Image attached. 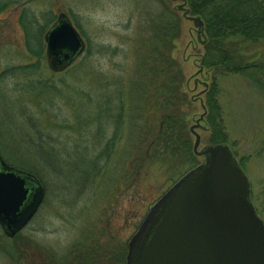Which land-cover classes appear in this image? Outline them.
Segmentation results:
<instances>
[{
    "label": "rangeland",
    "instance_id": "rangeland-1",
    "mask_svg": "<svg viewBox=\"0 0 264 264\" xmlns=\"http://www.w3.org/2000/svg\"><path fill=\"white\" fill-rule=\"evenodd\" d=\"M158 1L0 0V5L5 4L0 10V73L7 67L35 60L23 48V33L18 24L21 9L25 16H34L39 23L49 14L54 19L58 12H64L85 45L87 41L90 44L88 54L82 52L61 71L51 72L42 57L37 72L6 74L0 79V156L7 164L37 161V176L44 186L38 211L15 239L4 236L0 230V264H17L18 258L23 264L35 262L44 247L58 252L84 235L95 236L100 242L110 240L113 246L120 247L148 207L186 172L188 165H179L180 162L170 164L167 169L154 163L143 168L133 166L129 173L124 170V146L132 143L131 135L143 124L138 114H144L148 127H154L160 112L169 109L168 104L161 103L164 99L161 94L156 97L161 91H169V72L159 71L170 61H175L181 71L183 90L191 99L183 110L188 118L187 128L193 126L199 135L197 150L210 144L208 130L199 119L203 112L202 88L213 76L211 69L200 67L197 62L204 49L191 21L175 9L183 0ZM172 7L180 27L175 46L170 47L157 42L151 16L166 13ZM37 32L35 28L32 34L36 36ZM31 43L36 44V39L30 38ZM96 45L104 46L105 51L95 53ZM242 50L249 61H264V40L246 42ZM146 52L153 57L143 60L144 67L153 66L154 76L150 80L153 85L148 91H140L135 85L138 78L148 77L147 71L139 72V63ZM168 55L173 59L168 61ZM164 56L165 60L160 61ZM213 77L218 85L217 99L226 134L224 143L241 162L249 181L251 202L264 222V208L259 202L264 179V78L256 82L250 73L232 72L216 73ZM42 78L54 81L55 89L26 86L28 81ZM20 84H23L21 88ZM27 113L34 123L25 120ZM64 125L67 128L61 127ZM35 128L41 132L37 136L39 141ZM115 128H119L120 135L114 143L110 167L94 174L89 166L91 155L110 138ZM44 134L53 140V149L44 144ZM190 140L193 143L191 132ZM99 141L91 152V145ZM85 143L88 146L84 147ZM194 156L197 162L201 161V156Z\"/></svg>",
    "mask_w": 264,
    "mask_h": 264
},
{
    "label": "water",
    "instance_id": "water-1",
    "mask_svg": "<svg viewBox=\"0 0 264 264\" xmlns=\"http://www.w3.org/2000/svg\"><path fill=\"white\" fill-rule=\"evenodd\" d=\"M175 9L191 21L197 39L204 36L202 20L188 14L184 2ZM42 39L53 71L67 67L85 48L64 12L56 14ZM189 130L192 151L202 159L148 207L126 242L124 264H264V222L251 202L245 173L226 143L197 150L199 135L193 126ZM27 181L32 182L28 187ZM43 194L33 174L0 156V227L5 236L25 225Z\"/></svg>",
    "mask_w": 264,
    "mask_h": 264
},
{
    "label": "trees",
    "instance_id": "trees-1",
    "mask_svg": "<svg viewBox=\"0 0 264 264\" xmlns=\"http://www.w3.org/2000/svg\"><path fill=\"white\" fill-rule=\"evenodd\" d=\"M183 2L189 10L188 14L197 15L202 20L204 36H200L198 41L201 42L203 40L200 44H202L204 50L197 60L200 67L211 69L213 76L216 73L232 72L241 74L250 73L251 77L254 75L255 78L253 79L256 82L258 79L264 78V61H249L247 59L248 57L242 54V46L244 43L264 40V0H183ZM4 5H0V10ZM166 13L158 12V15L155 17L151 16V28L152 31L155 29L154 36L159 44H169L172 47L175 46V41L179 35L180 21L173 7L170 11H166ZM24 14V10L21 9L18 15V24L22 29L24 39L23 48L29 56L35 57V60L29 64L5 68L0 73V79H3L6 74L14 76L13 74L15 73L25 74L37 72L40 67V60L42 57L44 58L41 40L42 29L52 22L53 16L49 14L45 16L43 23H39L34 16H25ZM35 28L38 30L36 36L32 34ZM30 38H35L36 44H30ZM104 49V46L96 45L93 51L95 53H102L105 51ZM83 52L87 54L90 52V44L88 41ZM159 59L160 61L162 59L165 60V56ZM166 59L170 61L173 57L168 55ZM143 60H153V57H150L148 52L144 54L142 62L139 63V72L147 71L148 77L144 80L138 78L135 86L136 90L148 91L150 85H153L150 80L151 75L153 74L154 76V69L151 64L148 67H144L145 61ZM164 66L165 68H160L159 72H169V91H161L159 94L157 92L158 96L156 98L158 99L161 94L164 97L161 103L168 104L169 109L160 112L154 127H148L147 124L149 122L144 114H138L139 122L143 124L134 130L133 135H131L133 138L131 139L133 140L132 143L125 145L123 149V155L126 161L124 170L128 171V173L133 166L143 168L144 165H153L155 163V165L167 169L175 165L174 163L180 162L179 165H188L187 168L190 169L198 163L192 151L190 132L186 122L188 118L183 110V106L188 104L191 99L189 101L183 90L182 73L178 69L175 61H170L169 64H165ZM50 71L55 73L53 70ZM213 76L203 85L202 97L200 98L202 99L201 105L203 110L200 120L205 129L208 130L207 142L210 144L226 142L225 128L221 119L217 99L218 85ZM196 79L194 78V82H197ZM22 85L20 84L19 88ZM36 85L41 89L45 88L47 90H53L56 87L54 81L44 78L36 81L31 80L26 83L28 88L35 87ZM152 89L154 90V88ZM168 95H170L169 98L167 97ZM152 96L155 97V94ZM102 109L106 110L107 108L104 107ZM22 113L26 112L23 110ZM25 120L34 121L29 114L25 117ZM30 127L32 128L31 125ZM61 127L67 128V125ZM38 129H34L37 141H39V137L37 136L41 135ZM101 134L104 137V131ZM119 135V128H115L110 138L104 140L101 148L98 147L97 152L95 151L94 154L91 153L92 157L89 166L94 174L99 173V171L105 172L110 167L109 163L113 155L114 143L119 138ZM44 138V144H47L48 148L53 149L55 146L51 143L53 140H48L45 134ZM37 141L35 145H38ZM100 141L95 145H91V152L94 148L96 149ZM83 146H88V143L83 144ZM61 147L64 149L65 145ZM100 159H102V162H99ZM37 163V161L9 162V164L36 176L38 174ZM238 163L241 166V162L238 161ZM40 183L42 185V182ZM259 196L260 206L264 208V179L261 183ZM250 197L253 200L251 193ZM255 209L257 208L255 207ZM18 234L19 232L12 238L15 239ZM43 249V254L38 255L39 259L37 258L35 262L32 261L29 264H124L126 242H121V246L119 247L113 246L110 240L100 242L95 236L89 237V235H84L79 237L78 240H72L70 243L61 247L58 252L50 247L47 249L44 247ZM38 260L41 261L39 262ZM15 261L17 264H23L22 259L18 258Z\"/></svg>",
    "mask_w": 264,
    "mask_h": 264
},
{
    "label": "flooded vegetation",
    "instance_id": "flooded-vegetation-1",
    "mask_svg": "<svg viewBox=\"0 0 264 264\" xmlns=\"http://www.w3.org/2000/svg\"><path fill=\"white\" fill-rule=\"evenodd\" d=\"M54 19H55V18H54ZM54 19L52 20V22L54 21ZM52 22H51V23H52ZM51 23H50V24H51ZM42 41H43V39H42ZM43 55H44V42H43ZM33 175H34V174H33ZM35 177L37 178V176H35ZM37 180L39 181L38 178H37ZM29 183H32V182H31V181H27V183H25V186L28 187V186H29ZM39 183H40V181H39ZM40 184H41V183H40ZM40 205H41V203H40ZM40 205H39V206H40ZM38 208H39V207H38ZM38 208H37V210L35 211V213L38 211ZM35 213L30 217V219L25 223V225H23V227H22L19 231H17V232H20L24 227H26V226L29 224V222L31 221V219H32V217L35 215ZM0 230H1V227H0ZM17 232H16V233H17ZM1 233L3 234L2 230H1ZM16 233H15V234H16ZM15 234H14V235H15ZM3 235H4V234H3ZM14 235H13V236H14ZM4 236H5V235H4ZM13 236H12V237H13ZM6 237H7V236H6ZM12 237H9V238H12Z\"/></svg>",
    "mask_w": 264,
    "mask_h": 264
}]
</instances>
